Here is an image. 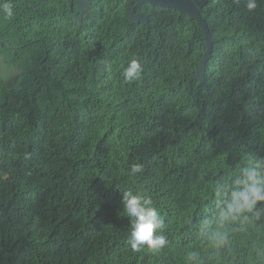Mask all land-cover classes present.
Here are the masks:
<instances>
[{"label":"trees","instance_id":"1","mask_svg":"<svg viewBox=\"0 0 264 264\" xmlns=\"http://www.w3.org/2000/svg\"><path fill=\"white\" fill-rule=\"evenodd\" d=\"M128 1L94 0L82 28L61 24L43 43L29 5L45 2L32 0L26 38L6 30L24 45L0 51V264H264V216L233 224L223 248L199 229L215 184L264 155V0L252 12L209 1L217 42L202 86L189 85L207 50L198 23ZM12 3L1 16L15 25ZM133 7L148 25L129 23ZM132 59L143 72L128 83ZM129 190L164 221L159 254L127 243Z\"/></svg>","mask_w":264,"mask_h":264},{"label":"clouds","instance_id":"2","mask_svg":"<svg viewBox=\"0 0 264 264\" xmlns=\"http://www.w3.org/2000/svg\"><path fill=\"white\" fill-rule=\"evenodd\" d=\"M257 0H246V10L257 8ZM0 12L9 20L14 15L12 0H0ZM143 68L139 60L132 59L123 72L125 82L131 83L140 78ZM206 78V76H205ZM144 172L141 163L130 166V174L136 176ZM214 204L209 215L199 221V229L204 232L214 247L223 248L229 242L230 227L237 221H259L264 216V155L251 156L247 163L240 166L226 179L215 184ZM122 210L131 224V232L127 240L134 252L144 247L161 253L160 249L168 243L158 230L164 221L153 201L141 193L131 190L122 193ZM196 253H190L194 259Z\"/></svg>","mask_w":264,"mask_h":264},{"label":"flooded vegetation","instance_id":"3","mask_svg":"<svg viewBox=\"0 0 264 264\" xmlns=\"http://www.w3.org/2000/svg\"><path fill=\"white\" fill-rule=\"evenodd\" d=\"M14 3H21V8L15 7V10H20V17L15 19V25H10L6 20H3L0 12V51H18L19 45L23 44V40H17L14 43L10 42L8 32L6 30H11L13 37L18 39H25L27 31L29 28L33 27L34 23H29L27 15V6L25 4L32 2V0H13ZM45 4H41L40 7L35 5H29L30 8L35 7L38 13V20L36 23L40 26V38L39 40L44 43L45 38L51 36L55 31H57L61 24L66 25L68 28L73 29L75 26L82 28L85 24L86 15L90 12L93 7L94 0L92 5L89 7V11L84 14H79L78 12V2L76 0H70L73 2L71 6L69 0H53V7L49 9V4L52 3L51 0H42ZM49 5V6H48ZM74 17H81V21L77 22ZM30 21L33 20L32 17H29ZM52 21V23H50ZM24 45V44H23ZM4 61L3 56L0 55V63ZM4 69V68H3ZM0 68V73L4 70Z\"/></svg>","mask_w":264,"mask_h":264},{"label":"water","instance_id":"4","mask_svg":"<svg viewBox=\"0 0 264 264\" xmlns=\"http://www.w3.org/2000/svg\"><path fill=\"white\" fill-rule=\"evenodd\" d=\"M76 1L78 2L77 8L79 14H84L88 12L89 7L92 5L93 2V0H76ZM209 1L210 0H129L128 1L129 5H133L135 3H137L138 5L149 4L152 6L175 9L182 14L188 15L191 21H196L198 25L202 28L205 34L207 50L199 62L198 72L195 75H193L189 80L190 86H191V82L194 80L199 81L200 86H202L205 83L206 66L212 58L213 49L217 42L211 36L208 24L203 18V13L205 12L204 9L208 5ZM70 4L71 6H73L72 1H70ZM74 18L76 19L77 22L81 21V17H74ZM129 23L131 25L140 24V23H144L145 25H148V17L138 14L136 12V7H133L129 11Z\"/></svg>","mask_w":264,"mask_h":264}]
</instances>
